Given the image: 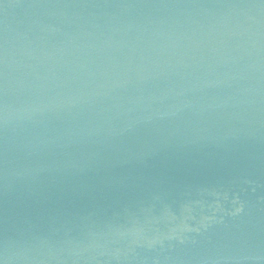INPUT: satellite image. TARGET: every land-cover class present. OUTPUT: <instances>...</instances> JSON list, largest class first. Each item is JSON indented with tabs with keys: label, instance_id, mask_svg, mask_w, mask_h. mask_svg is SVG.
Here are the masks:
<instances>
[{
	"label": "water",
	"instance_id": "1",
	"mask_svg": "<svg viewBox=\"0 0 264 264\" xmlns=\"http://www.w3.org/2000/svg\"><path fill=\"white\" fill-rule=\"evenodd\" d=\"M0 264H264V0H0Z\"/></svg>",
	"mask_w": 264,
	"mask_h": 264
}]
</instances>
